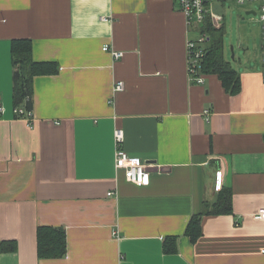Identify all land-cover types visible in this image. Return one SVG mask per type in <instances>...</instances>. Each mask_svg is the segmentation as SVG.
<instances>
[{"label":"crops","instance_id":"1","mask_svg":"<svg viewBox=\"0 0 264 264\" xmlns=\"http://www.w3.org/2000/svg\"><path fill=\"white\" fill-rule=\"evenodd\" d=\"M195 36L177 0H0V264H264L263 42L244 59L225 46L232 95L217 75L190 81ZM17 39L59 66L34 78L33 127L15 114ZM116 129L150 185L116 170ZM224 189L233 213L204 215L193 243L190 220ZM41 226L65 229L64 258L38 257Z\"/></svg>","mask_w":264,"mask_h":264},{"label":"trees","instance_id":"2","mask_svg":"<svg viewBox=\"0 0 264 264\" xmlns=\"http://www.w3.org/2000/svg\"><path fill=\"white\" fill-rule=\"evenodd\" d=\"M210 34L207 44V53L202 62V71L207 74L217 75L222 81L225 90L232 94L241 91L242 83L238 71L226 58L224 36L220 30L211 26L206 28ZM13 75V101L14 107H23L33 112V82L36 76L57 74L59 66L51 62H36L33 59V43L29 39H17L11 46ZM233 193L231 189L220 192L214 204L207 203L200 214L193 215L190 220L186 235L196 243L203 234L202 217L207 214H232ZM12 250H15L14 244ZM165 251L174 254L178 251V237H167ZM3 249V248H2ZM37 249L40 259H59L67 254V234L64 228L41 226L37 230Z\"/></svg>","mask_w":264,"mask_h":264},{"label":"built area","instance_id":"3","mask_svg":"<svg viewBox=\"0 0 264 264\" xmlns=\"http://www.w3.org/2000/svg\"><path fill=\"white\" fill-rule=\"evenodd\" d=\"M179 8L186 17L188 30L194 33L195 37L187 40V62L190 81L194 84L202 85L205 82V73L202 71V62L207 53V44L210 40L208 27L220 30L223 28L224 16L219 13V8L230 2L237 5L248 3H259L260 9L256 13L262 27V48L264 52V0H177ZM105 52H109L115 59L123 56L122 52L112 50L109 45L103 47ZM264 63V55H263ZM124 83L119 81L114 86V94L122 91ZM207 120L210 119L211 111L206 112ZM16 117L26 121L29 127H33V112L23 107L15 108ZM124 134L120 129L115 131V167L116 170L125 172L126 179L138 186H148L151 182V167L136 157H132L123 148ZM220 176L221 172H217ZM113 193H108L112 196ZM258 220H264V210L255 215Z\"/></svg>","mask_w":264,"mask_h":264},{"label":"rangeland","instance_id":"4","mask_svg":"<svg viewBox=\"0 0 264 264\" xmlns=\"http://www.w3.org/2000/svg\"><path fill=\"white\" fill-rule=\"evenodd\" d=\"M259 9V3H248L241 6L230 2L219 8V13L225 18L222 24L224 29L221 32L229 59H232V47H234L236 56L242 59L245 58L246 52L259 53V47L262 44L261 24H259L258 16L247 15L250 10L257 13ZM246 49L250 50L245 51Z\"/></svg>","mask_w":264,"mask_h":264},{"label":"water","instance_id":"5","mask_svg":"<svg viewBox=\"0 0 264 264\" xmlns=\"http://www.w3.org/2000/svg\"><path fill=\"white\" fill-rule=\"evenodd\" d=\"M247 15H254V16H256V12L255 11H251V12H247ZM232 59H234L235 58V54H234V49L232 48Z\"/></svg>","mask_w":264,"mask_h":264}]
</instances>
